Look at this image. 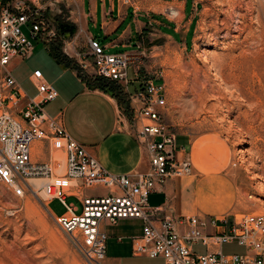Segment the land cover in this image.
Returning a JSON list of instances; mask_svg holds the SVG:
<instances>
[{"label":"built area","instance_id":"obj_1","mask_svg":"<svg viewBox=\"0 0 264 264\" xmlns=\"http://www.w3.org/2000/svg\"><path fill=\"white\" fill-rule=\"evenodd\" d=\"M68 1L0 0V183L14 195L21 196L26 190L36 195L38 189L29 179H44L39 186L44 199H57L64 207L61 215L49 212L92 263L105 257L107 236L101 223L136 219L142 222V233L132 238L135 255L161 257L164 264H264V213L220 218L176 216L167 212L168 207L148 206L150 193L160 191L174 177L190 174L192 164L176 156V133L164 120L163 86L147 79L139 90L129 91V66L136 77L143 78L137 65L140 46L135 51L107 53L99 41L90 38L87 51L74 50V55H68L63 49V54L78 57L77 74L81 79L103 78L118 88L126 102L129 127L149 160L144 172L114 174L104 169L84 145L46 114L45 104L58 92L45 81L42 71L35 68L30 76L36 89L34 96H29L11 74L12 58H28L34 51V41L49 51L56 46L61 34L54 18L57 10L52 6ZM37 141L47 143L33 150ZM53 152L61 153L63 159ZM45 153L48 160L42 159ZM34 155H38L36 159ZM95 187L108 191L85 193ZM71 196L80 201V213L67 201ZM199 242L206 247L203 254L193 251ZM233 242L243 246L244 253L223 254L222 245Z\"/></svg>","mask_w":264,"mask_h":264},{"label":"rangeland","instance_id":"obj_2","mask_svg":"<svg viewBox=\"0 0 264 264\" xmlns=\"http://www.w3.org/2000/svg\"><path fill=\"white\" fill-rule=\"evenodd\" d=\"M196 1L193 40L189 43L188 37L189 44L180 45L151 35L139 45V75L163 86L164 120L176 132L178 142L188 146L192 171L181 177L204 179L205 170L197 163L207 160L211 166L204 164L208 174L228 184L226 198L214 190L211 199L217 203L213 206L224 208V216L264 213V0ZM52 8L57 10V23L74 25L65 4ZM65 35H60L55 47L74 55L79 47L76 43L73 49L70 34ZM34 46L28 58H16L9 65L29 96H34L36 89L28 75L38 68L46 77L57 64L42 43L34 41ZM127 76H133L132 66ZM119 100L125 109L126 102L122 97ZM53 153L63 159L61 153ZM176 155L181 158L179 152ZM36 189V195L26 190L17 196L0 183V264H96L87 260L74 240L61 231L40 188ZM107 191L102 187L85 190L87 195ZM190 196L197 194L186 187L181 197ZM67 201L80 213L77 197ZM49 209L55 215L64 212L57 199L50 201ZM106 244L111 249L113 239L109 237ZM205 249L201 242L193 246L198 254ZM221 251L230 255L242 254L245 249L233 242L224 244ZM97 264L110 263L102 260Z\"/></svg>","mask_w":264,"mask_h":264},{"label":"crops","instance_id":"obj_3","mask_svg":"<svg viewBox=\"0 0 264 264\" xmlns=\"http://www.w3.org/2000/svg\"><path fill=\"white\" fill-rule=\"evenodd\" d=\"M66 8L71 13L69 19L79 28L72 35L68 34V38H72L74 49L77 43L79 52L88 50L90 38L99 41L107 53H121L128 47L135 51L136 46H141L151 35L187 45L193 40L198 15L196 0H69ZM90 28L94 30L90 31ZM51 51L55 53L57 64L44 79L55 87L58 95L45 104L46 114L58 121L70 137L84 145L87 152L107 171L114 174L146 171L149 168L147 154L129 127L130 117L124 111L122 102L110 92L95 86L92 76L87 80L78 77V57L68 58L56 47ZM16 58L18 57L12 58L10 64ZM88 73L92 75L93 72L88 69ZM132 75V78H128L130 92L139 90L144 84L143 78L136 77L133 72ZM30 76L31 73L28 75L31 82ZM45 143L47 142H34L32 149ZM175 144L176 153L179 152L181 158L190 159L188 146L179 143L177 135ZM48 158V154L42 157L43 160ZM197 164L205 170L204 179L198 181L181 176L172 178L160 191L148 195V206L168 207L167 212L176 216H224L227 211L213 206V202L217 201L211 198H214V190H218L226 198L228 184L220 177L214 179L213 175L208 174L204 166H210L207 160H201ZM186 187H190L197 196L182 198L181 194ZM52 200L54 199L50 201ZM50 201L46 205L48 210ZM101 227L106 233V241L110 237L114 245L108 249L105 242V262L164 264L161 257L133 254L132 238L142 233L140 220L121 219L115 224L103 221Z\"/></svg>","mask_w":264,"mask_h":264},{"label":"trees","instance_id":"obj_4","mask_svg":"<svg viewBox=\"0 0 264 264\" xmlns=\"http://www.w3.org/2000/svg\"><path fill=\"white\" fill-rule=\"evenodd\" d=\"M75 28V25H68L66 22L58 23V30L60 34L72 35L76 30ZM50 53H53V55L55 56V53L53 51H50ZM93 80L95 81V86L100 87L106 92H110L118 99L122 97V94L112 82L98 77L93 78Z\"/></svg>","mask_w":264,"mask_h":264},{"label":"bare ground","instance_id":"obj_5","mask_svg":"<svg viewBox=\"0 0 264 264\" xmlns=\"http://www.w3.org/2000/svg\"><path fill=\"white\" fill-rule=\"evenodd\" d=\"M261 55V54H260ZM233 60H234V57H233ZM231 61V60H230ZM246 61V60H245ZM228 65V64H227ZM241 65V64H240ZM233 66V65H232ZM234 67V66H233ZM228 68V67H227ZM230 68V67H229ZM236 68V67H235ZM240 70V69H239ZM242 70V69H241ZM234 71V70H233ZM236 71V70H235ZM219 72H220V70H219ZM231 72V71H230ZM230 74V73H229ZM233 76V75H232ZM230 78V77H229ZM230 80H232V79H230ZM234 81V80H233ZM232 81V82H233ZM227 84V83H226ZM233 84V83H232ZM236 84V83H235ZM234 86V85H233ZM236 87V86H235ZM205 95V94H204ZM203 95V96H204ZM202 97V96H201ZM62 170H63V166L60 168V172H62ZM42 180L41 179H38V178H32V179H29V183L30 184H32V185H34L35 186V188H38L39 186H40V184L43 182H41ZM43 194V193H42ZM34 195V194H33Z\"/></svg>","mask_w":264,"mask_h":264}]
</instances>
